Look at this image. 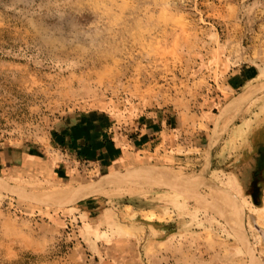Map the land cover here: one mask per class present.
<instances>
[{"label": "rangeland", "instance_id": "rangeland-1", "mask_svg": "<svg viewBox=\"0 0 264 264\" xmlns=\"http://www.w3.org/2000/svg\"><path fill=\"white\" fill-rule=\"evenodd\" d=\"M262 78L264 0H0V142L45 140L66 108L93 97L141 102L149 114L180 121H203L206 112L218 118L249 83ZM256 97L239 123L256 110ZM236 125H229L230 133ZM205 132L202 154L191 152L189 161L176 167L193 179L154 189L149 185L160 178L135 177L109 194L89 196L121 209L126 223L143 222L123 208L133 204L139 210L149 189L187 205L190 220L181 211L173 222L178 236L172 248L157 255L161 235L139 233L141 224L135 234L120 226L122 236L92 240L94 233H110L102 217L92 228L90 216L1 187L0 264H251V257L257 258L259 225L228 176L251 183L256 146L247 137L235 150L228 132L214 145L220 130ZM101 178L89 175L68 184L84 188ZM62 186L43 183L39 188L52 195ZM195 187L203 198L194 196ZM222 192L228 195L220 199L232 210L218 205ZM150 243L154 248L147 253Z\"/></svg>", "mask_w": 264, "mask_h": 264}, {"label": "crops", "instance_id": "crops-1", "mask_svg": "<svg viewBox=\"0 0 264 264\" xmlns=\"http://www.w3.org/2000/svg\"><path fill=\"white\" fill-rule=\"evenodd\" d=\"M262 82L264 78L249 83L247 87ZM256 98L259 103L250 117L240 123L236 121L237 125L231 133L229 129L226 131L230 133L228 143L231 148L235 146V150H238L239 144L243 146L247 137L256 146L251 157V166L254 168L252 181L246 185L243 179L233 173L227 176L231 188L245 196L246 209L253 223L259 225L255 233L256 256L264 264V90ZM139 103L141 102L116 103L108 98L93 97L91 102L81 101L80 105L66 108L56 118L52 132L45 140L32 141L17 137L2 140L1 175L11 176L22 182L18 185L39 187L43 183L70 185V181L81 182L84 176L103 177L128 168L141 167L140 165L176 169L182 162L189 161L191 152L202 154L206 143L205 130L215 129L217 126V116L213 115L211 119L208 112L202 116L203 121H180L177 116L165 118L159 114H149ZM196 127L199 131H196ZM208 141L209 155L211 153L212 156L211 135ZM252 150L255 148H250L249 152ZM244 153L240 156L243 157ZM85 188L78 187L79 190ZM65 206L70 208V214L83 213L90 216L92 223L89 224L92 228L98 217L103 218L101 224L110 233L105 236L94 233L96 239L92 240L102 241L105 237L113 240L112 238L122 236L123 234L117 233L120 226L134 234L136 226L140 224L139 233L144 230L155 231L156 235L160 234L162 237L155 242L157 255L163 253L164 248L174 246L173 239L178 235L173 222L181 216V211L187 218L190 216L187 205L153 190H148L146 195L141 196L139 210L133 204H126L123 208L126 214L141 217L143 222H133L134 226L132 222L126 223L121 209L106 206V202L93 200L89 196ZM165 207L170 210L166 212ZM191 216L195 214L192 215L191 212ZM166 230L169 231L168 234ZM208 233L207 230L201 232L202 236H209ZM186 236L194 237L190 233ZM164 237L169 240L165 242ZM152 244L147 245V253L152 252ZM252 259L253 256L251 261Z\"/></svg>", "mask_w": 264, "mask_h": 264}, {"label": "bare ground", "instance_id": "bare-ground-1", "mask_svg": "<svg viewBox=\"0 0 264 264\" xmlns=\"http://www.w3.org/2000/svg\"><path fill=\"white\" fill-rule=\"evenodd\" d=\"M262 90H264V82L258 84H251L248 87H246L242 92H240L237 96H235L223 108L222 112L219 114L217 118L216 125L217 128L220 130V133L216 136L214 145H217L222 141L229 125L236 122L243 116V114L249 107L252 100ZM149 176L160 178L159 180H156V182L149 185L150 187L153 186V188L156 187L165 188L167 187L168 182L174 185V182L177 183L180 180L185 182L188 181L189 179L194 178L193 175L188 176L187 174L180 172L179 170L170 169L167 167H144V168L135 167V168H128L123 172H115V173L107 174L95 182L86 184L85 185L86 188L84 190H79L78 187L75 185H65L59 188V190H57L52 195L43 194L44 193L43 190L39 187L8 184L1 177H0V188L9 187L12 190V192L15 194H18L20 196H25L28 198L39 199L47 205H68V204H74L79 200L84 199L90 195L109 194L119 184L127 180L133 179L135 177L145 179V177L149 178ZM190 184L188 183V185ZM196 189L197 188L195 187L194 196L197 193L196 195H200L203 198V195L199 191H196ZM142 194L143 193L138 195L140 196ZM226 194L222 192L220 194V197L218 198L217 203L219 206L222 203L223 205L227 206L228 210H232L230 203L224 202L223 200L220 199V198L225 199L226 196L228 195ZM240 212L242 213L243 216L244 214L243 209L240 210ZM238 214H239V209H238ZM252 264H263V263L260 262L259 259L254 258Z\"/></svg>", "mask_w": 264, "mask_h": 264}, {"label": "trees", "instance_id": "trees-1", "mask_svg": "<svg viewBox=\"0 0 264 264\" xmlns=\"http://www.w3.org/2000/svg\"><path fill=\"white\" fill-rule=\"evenodd\" d=\"M261 163V162H260ZM262 165H264V164H262Z\"/></svg>", "mask_w": 264, "mask_h": 264}]
</instances>
